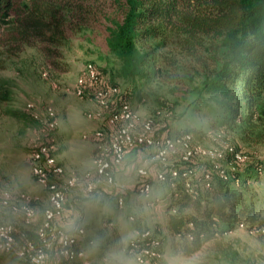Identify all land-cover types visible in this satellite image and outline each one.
Wrapping results in <instances>:
<instances>
[{"label": "trees", "instance_id": "16d2710c", "mask_svg": "<svg viewBox=\"0 0 264 264\" xmlns=\"http://www.w3.org/2000/svg\"><path fill=\"white\" fill-rule=\"evenodd\" d=\"M85 31L102 32L109 53L120 65L119 75L135 89L141 82L152 80L166 86H186L187 78L191 80L194 75L203 76L198 90H184L185 96L193 93L194 98L189 103H193L195 111L206 106L209 125L235 135L244 145L264 144V0H0V70L5 68L3 57L18 56L25 46L35 47L53 69L60 70V48L67 41L68 34ZM172 43L179 49L180 58L172 57L168 52L158 53L159 47ZM206 55L213 61L211 65L207 64ZM193 64L199 65L201 71L192 68ZM7 93L0 88V101L9 100ZM136 96L140 98L142 90ZM32 119L36 125L45 128L38 120ZM198 130L182 131L175 137L190 135L193 147L201 145L195 138L201 133ZM229 145L241 151L246 159L240 163L233 153L226 150L222 161L229 160V169L223 166L226 172L236 173V168L248 167L247 155ZM146 149L153 148L138 147L133 151ZM208 161L199 156L185 161L182 152H179L170 156L166 167L156 163L149 166L150 170L158 166L156 169L176 170L179 174L173 177L169 172L165 182L157 181L154 173L151 174V192L155 182L169 189L167 201L171 202L163 211L168 219L166 229L170 234L167 247L172 255L192 257L208 252L221 264H238V252L224 245L223 238L241 224L256 236L264 238V206H259L248 194L245 189L250 185L248 180L242 182L237 173L235 177L240 179V183L235 186L232 179H222ZM202 163H208L209 167L205 168ZM116 168L113 166V173ZM190 169L194 170L196 178L211 172L212 187L205 188L195 177L192 180L184 177L183 174ZM253 169L260 175L264 165L255 163ZM138 177L141 182L136 193L141 196L139 191L145 178ZM187 182H190L192 192L187 190ZM124 189L116 188L117 196L108 197L112 206H124ZM75 193L82 194L75 205L80 212H83L81 205L90 206L99 199L94 198L97 194L86 192L85 185ZM120 198L124 201L122 207L119 206ZM65 203L62 216L54 219L58 228L66 210ZM49 207L48 200L45 210ZM34 208L35 218L27 225L21 213L0 205V213L21 219L19 227L0 221V224L16 228L15 238L21 244L27 240L36 246L40 244L38 230L44 220L39 226H34L39 212L35 204ZM82 217L87 219L84 214ZM129 220L135 227L133 238L139 232L136 251L146 246L148 240H144L142 235L149 231L151 238L157 239L160 244L153 251L164 255L165 239L144 223L143 216L131 213ZM79 229L83 228L68 232L75 233ZM97 243L100 256L111 246L119 250L122 248L119 241L111 243L99 239ZM58 246L48 252L46 264L68 262L64 256L55 254ZM84 255V259L92 264L85 250ZM76 264H82V260L78 259Z\"/></svg>", "mask_w": 264, "mask_h": 264}, {"label": "rangeland", "instance_id": "374dc122", "mask_svg": "<svg viewBox=\"0 0 264 264\" xmlns=\"http://www.w3.org/2000/svg\"><path fill=\"white\" fill-rule=\"evenodd\" d=\"M60 52V70L53 69L47 58L33 46H25L18 56L3 57L5 68L0 70V88L8 91L9 99L0 101V189L8 190L18 205L23 204L22 195L32 200V204H35L39 211L35 227L44 220L43 211L48 206L49 192L33 174L35 161L32 153L40 144H50L53 146L52 155L64 169L63 178L59 182L73 177L80 180L77 183L79 187L66 195V210L60 222V229L73 231L83 228L80 248L87 252L92 264H167V259L172 256L167 247L170 236L163 234L162 225L169 189L164 184L155 182L148 197L144 198L136 193L141 182L136 173L137 169L145 165L150 170L149 158L154 154V149L140 150L139 156L137 151L135 156L131 157L132 161H126L125 158L124 163L117 166L113 173L116 185L109 186L100 182L94 197H99L98 202L92 206L81 205L83 212L75 208L81 198L79 196H82L75 191L87 184V174L95 177V158L98 154L95 134L108 131L105 118L87 117V114L100 110L92 96L79 98L73 91L80 73L87 64L96 66L97 71L101 70L98 87H118L120 97L127 100L139 115L154 119L155 135L158 138L164 135L175 137L182 131L199 129L200 135H194L202 146L223 149L229 143L242 150L249 160L248 167L236 168L237 172L231 171L230 174L237 176L238 173L242 182L248 180L250 185L245 188L248 194L259 206H264V171L257 175L253 169L255 163L264 165V144L244 145L235 135L209 125L206 106H201L200 111H195L193 103H189L194 98L193 93L185 96L184 90H198L202 86L203 76L194 75L191 80L187 78L186 86H166L152 80L141 82L135 89L129 81L119 75L120 65L109 53L101 31L69 33ZM167 52L172 57L180 58V51L174 43L158 49L159 54ZM205 59L207 64L213 63L207 55ZM191 66L196 71H201L199 65ZM45 72L47 76L43 75ZM133 90L137 91L134 93ZM141 90L142 96L138 98L136 95ZM204 100H207L206 96ZM27 104L33 105V110H28ZM116 107L114 100L107 110L100 111L107 116ZM50 110L56 118L57 127L52 132H46L43 126L36 125L32 118L43 125ZM208 162L211 166V162ZM209 164L202 163L205 168H208ZM221 164L226 169L230 167L229 160ZM154 167L150 174H153L158 166ZM240 179H232L235 186L240 183ZM116 188H125L126 197L122 208L112 206L108 202L109 196H117ZM130 195L132 198H128ZM137 195L139 198H136ZM129 211L136 215L141 214L144 223L165 239L164 255L147 257L143 262L138 260L135 252L129 247L135 228L129 220ZM83 214L87 217L86 220L82 217ZM90 220L94 222H89ZM0 221L13 223L18 227L22 225L19 217L5 213H0ZM110 222L112 224L108 225ZM99 239L111 243L119 241L122 248L119 250L111 246L100 256L97 252ZM90 240L93 241L89 242ZM222 242L238 252V264H264V238L256 236L246 226L238 227L226 235ZM182 258L189 260L191 264H221L208 252ZM50 261L52 262L49 259ZM0 264L27 263L0 248Z\"/></svg>", "mask_w": 264, "mask_h": 264}, {"label": "built area", "instance_id": "2783aa9c", "mask_svg": "<svg viewBox=\"0 0 264 264\" xmlns=\"http://www.w3.org/2000/svg\"><path fill=\"white\" fill-rule=\"evenodd\" d=\"M47 76L45 72L43 74ZM100 85L99 73L93 64H87L80 73L74 86V93L79 98L91 95L94 102L100 110H107L111 101L115 100L117 107L111 110L107 116H104L100 110L87 114L88 119L106 118L108 131L98 132L95 134L97 139L98 154L95 158L94 176L87 174L85 185L86 192L97 194V185L104 182L109 186H115L116 182L113 176V166L121 165L126 154L138 147L153 148L154 154L149 158L150 163H156L162 167L168 165L171 155L182 152L183 160L187 161L191 157L199 156L209 160L213 166V170H217V174L224 180L235 179L234 175H230L221 164L225 158V152L228 150L234 154L235 160L244 163L246 157L241 151L235 150L229 144L224 149L205 148L201 145L192 146L190 135L182 137H162L154 136L155 121L152 117H142L133 107L120 97V89L116 86L98 87ZM33 105L27 104L28 110H33ZM48 117L43 121L46 132H52L57 127V121L53 112H48ZM104 116V117H103ZM53 146L50 144H40L32 153L35 161L33 174L40 184L48 189V200L50 207L44 211V222L38 230L40 244H36L27 240L24 244L19 243L15 234L16 228L12 225L0 224V248L9 254H13L21 261L27 264H46L48 252L55 250L59 244L58 250L55 252L57 256H64L68 262L66 264H76L78 259L82 260V264H89L86 261L84 251L80 248V239L83 230L75 233L61 230L54 225V219L59 218L63 214L66 195L76 188L78 179L67 178L63 182H59L64 175L63 167L57 162L52 155ZM157 168L154 172L155 179L159 182H165L167 174L170 172L173 177H177L178 171L170 169ZM138 175L144 177V183L140 188V194L148 197L151 193L152 185L151 174L147 166L138 169ZM192 180L196 174L193 169L183 174ZM196 178V177H195ZM198 182L204 184V187L210 189L212 187L211 172L204 173L201 177L196 178ZM237 181V180H236ZM186 188L192 192L190 182L186 183ZM23 204L18 205L12 195L6 189H0V205L5 208H12L14 212L21 213L24 216L25 223L29 225L35 215L36 210L31 199H27L22 195ZM123 198L119 199V206H123ZM243 226L242 224L239 226ZM253 233V231H251ZM264 233V229L262 230ZM139 235L137 231L133 240L130 242V248L135 252L140 262L147 257H158V253L153 248L159 246L157 239L151 238V233L145 232L142 235L144 240H148L145 247L136 251L139 242L136 239Z\"/></svg>", "mask_w": 264, "mask_h": 264}, {"label": "crops", "instance_id": "0c3cea01", "mask_svg": "<svg viewBox=\"0 0 264 264\" xmlns=\"http://www.w3.org/2000/svg\"><path fill=\"white\" fill-rule=\"evenodd\" d=\"M138 151V156H139V151L140 150H137ZM137 151H130V152H128L127 154H126V161H128V160H131L132 161V156H135V153L137 152ZM132 157V158H131ZM146 161H148V160H146ZM142 166H144V165H142ZM129 173V172H128ZM139 197V196H138ZM138 197H136V198H138ZM128 198H132V195H130V196H128ZM171 202V200H169V201H167V204L166 205H168L169 203ZM93 205V204H92ZM92 205H90V206H92ZM167 217H166V215H164V217H163V220H162V225H163V228H164V232H163V234L165 235V234H168L169 236H170V234H169V232L167 231V229H166V226H167ZM144 222H145V220H144ZM59 225H60V223H59Z\"/></svg>", "mask_w": 264, "mask_h": 264}, {"label": "clouds", "instance_id": "9594fccd", "mask_svg": "<svg viewBox=\"0 0 264 264\" xmlns=\"http://www.w3.org/2000/svg\"><path fill=\"white\" fill-rule=\"evenodd\" d=\"M167 264H191V262L179 255H172L167 259Z\"/></svg>", "mask_w": 264, "mask_h": 264}]
</instances>
